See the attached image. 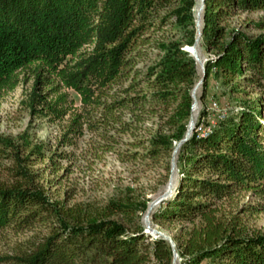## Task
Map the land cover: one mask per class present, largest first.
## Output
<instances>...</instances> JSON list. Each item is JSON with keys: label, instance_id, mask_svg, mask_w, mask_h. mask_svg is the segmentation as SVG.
Instances as JSON below:
<instances>
[{"label": "trees", "instance_id": "1", "mask_svg": "<svg viewBox=\"0 0 264 264\" xmlns=\"http://www.w3.org/2000/svg\"><path fill=\"white\" fill-rule=\"evenodd\" d=\"M197 2L0 0V92L17 84L18 70L30 68L35 85L29 104L42 101L58 116L67 111L65 93L48 101L36 89L38 83L57 89L51 76L73 88L83 105L100 107V119L120 132L134 131L144 115H159L165 123L151 131L141 154L172 156L186 136L193 89L204 74L185 48L199 35ZM260 9L264 0H204L200 40L207 56L198 98L205 99L213 74L231 104L210 120L202 104L191 134L175 153L173 191L150 213L157 224L178 223L171 234L174 246L146 231L142 214L151 197L114 195L104 203L54 198L23 162L47 158L46 166L55 171L54 156L45 155L40 144L20 156L8 137H0L16 148L15 179L0 184V228L43 224L47 229L18 253L0 255V264H173L174 247L180 264H264V230L250 232L243 222L244 213L260 205L226 204L243 191L264 196V16L247 23L260 30L256 33L231 23L240 11ZM147 46L160 54L144 72L143 87L133 95L110 91L137 57L148 54ZM125 108L130 118L123 117ZM77 117L90 121L82 112L76 123ZM167 166L170 172L172 163Z\"/></svg>", "mask_w": 264, "mask_h": 264}, {"label": "rangeland", "instance_id": "2", "mask_svg": "<svg viewBox=\"0 0 264 264\" xmlns=\"http://www.w3.org/2000/svg\"><path fill=\"white\" fill-rule=\"evenodd\" d=\"M263 16L264 9L240 11L232 18L231 23L249 33H256L260 30L249 27L247 23ZM147 47L148 54L137 57L128 73L113 83L110 91L118 90L119 94L133 95L143 87L144 72L160 54L157 48ZM197 53L202 60L207 56L205 46L200 39L197 43ZM200 69L202 71L201 64ZM32 71L30 68L18 70L17 84L11 89L0 92V137H8L17 146L20 156H24L33 144H40L45 155L54 156L56 162L50 165L57 166L55 171L46 166L47 158L38 161L31 158L32 163L28 160L23 161L28 166L27 168L37 173L39 183L52 197L66 199L68 202L93 200L104 203L114 195L130 194L134 197H151L150 204L154 202L151 211L156 209L162 200L157 201L158 198L167 189L171 188L173 191L178 172L176 167L172 169V166L169 172L167 166L170 162L172 163L173 154L172 156L160 154L156 158H151L141 153L149 144L147 139L151 131L158 129L159 124L164 125V119H161L159 115H144L139 122H135L134 131L120 132L113 123L100 119L102 117L100 107L83 105L80 95L73 88L65 86L53 76L50 77L52 79L50 83H58L57 89L51 90L53 84L46 83H38L36 89L48 101L55 100L58 93H65L67 101L64 105L67 111L63 116H58L55 112L48 110L47 104L42 101L35 102L33 107L29 104V95L35 85ZM136 82L137 86L133 88L132 84ZM126 88L130 90L126 91ZM200 90L201 83L196 89L198 104L195 103L193 107L192 116L197 106L195 118L192 117L194 123L198 119L202 104L210 110L208 120L214 119L217 113L226 111L228 105L231 104L229 94L213 74L210 77L203 102L198 98ZM111 98L109 96L108 99ZM80 112L88 114L90 121H81L77 117L78 123L74 122L75 116ZM131 116L130 109L125 108L123 117L130 118ZM66 139H71V142L67 144ZM14 150L16 148L0 140V184H8L15 179L12 168L14 162L12 151ZM132 150H137L139 153L135 155L131 153ZM55 151H66L68 156L58 157ZM243 201L261 207L256 211L244 213L243 222L246 228L250 232L264 230V196L253 194L251 191H243L232 201L227 200L226 204L234 206ZM146 213L142 214L145 225ZM149 221L152 227L169 234L174 233L178 226V223L157 224L150 215ZM46 230L43 224H36L33 229L16 230L10 226L0 228V255L18 253L20 249L26 248ZM176 264H180V256Z\"/></svg>", "mask_w": 264, "mask_h": 264}, {"label": "water", "instance_id": "3", "mask_svg": "<svg viewBox=\"0 0 264 264\" xmlns=\"http://www.w3.org/2000/svg\"><path fill=\"white\" fill-rule=\"evenodd\" d=\"M203 6H204V0H202V8H203ZM200 23H201V17H198V19H197V24H198V28H199V35H198V37L196 38L195 43H194L193 45H187V46H185V48H186L187 50H189V51H190V52L196 57V59L200 62L201 67H202V70H203V73H204L203 76L201 77V79L198 81L196 87H194V89H193V96H194L195 100H194V103H193V105H192V108L194 107L195 103H197V98H196V88H197L198 84H200V83L203 82V79H204V77H205V65H204V60H202V59L199 57L198 53H197V43H198V41H199V39H200V35H201ZM194 125H195L194 120H193V118L191 117L190 125H189V128H188V130H187V132H186V136H185L184 139L188 138V136L191 134V132H192V130H193V128H194ZM184 139H182V140L179 142V144H180ZM179 144L176 146V148H175V150H174V152H173V156H172V169L176 166L175 153H176V151H177V149H178ZM171 192H172V189H171V188L168 189V190H166V191H165V192H164V193L158 198L157 201H159V200H161V199H163V198H166ZM153 204H154V202L151 203V204L149 205L148 210H147V213H146V216H145V221H146V225H147V229H146V231L152 233V234L155 235V236H157V235H162V236H164L165 238L169 239V240L171 241L172 245L174 246L175 243H174V240H173L171 234L166 233L165 231H162V230H160V229H157V228L151 226L150 221H149V215H150V213H151V209H152V207H153ZM178 256H179V254H178L176 248L174 247V263H173V264H176V261H177V259H178Z\"/></svg>", "mask_w": 264, "mask_h": 264}, {"label": "bare ground", "instance_id": "4", "mask_svg": "<svg viewBox=\"0 0 264 264\" xmlns=\"http://www.w3.org/2000/svg\"><path fill=\"white\" fill-rule=\"evenodd\" d=\"M202 0H198V4H197V6H196V16H197V19H198V17H201V14H202ZM202 21V20H201ZM197 89V88H196ZM198 104V103H197ZM196 104V105H197ZM197 107V106H196ZM196 107H195V109H194V115L192 116V117H194L195 118V111H196ZM168 190V189H167Z\"/></svg>", "mask_w": 264, "mask_h": 264}, {"label": "built area", "instance_id": "5", "mask_svg": "<svg viewBox=\"0 0 264 264\" xmlns=\"http://www.w3.org/2000/svg\"><path fill=\"white\" fill-rule=\"evenodd\" d=\"M214 103H217V101H214Z\"/></svg>", "mask_w": 264, "mask_h": 264}]
</instances>
